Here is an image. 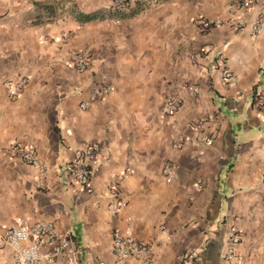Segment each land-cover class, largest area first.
<instances>
[{
	"label": "crops",
	"instance_id": "obj_1",
	"mask_svg": "<svg viewBox=\"0 0 264 264\" xmlns=\"http://www.w3.org/2000/svg\"><path fill=\"white\" fill-rule=\"evenodd\" d=\"M241 1L0 0V264H20L2 243L18 217L54 223L94 263L142 264L116 253L121 230L152 245V264H264V107L254 102L264 31L235 26L256 19L264 0ZM200 17L222 23L201 33ZM78 51L91 57L86 71ZM220 53L234 87L213 67ZM102 75L112 91L93 98ZM20 76L29 83L14 98L7 82ZM171 95L183 105L168 116ZM14 142L33 145L38 164L7 153ZM95 142L92 191H73L66 165ZM167 161L178 165L172 182ZM127 166L126 206L114 215L109 189ZM232 228L241 262L226 258Z\"/></svg>",
	"mask_w": 264,
	"mask_h": 264
},
{
	"label": "built area",
	"instance_id": "obj_2",
	"mask_svg": "<svg viewBox=\"0 0 264 264\" xmlns=\"http://www.w3.org/2000/svg\"><path fill=\"white\" fill-rule=\"evenodd\" d=\"M128 1L137 0H114L116 8H122ZM252 0H243L237 4V7L249 9L252 7ZM119 21V20H117ZM221 20H210L204 17L198 19L197 25L201 33H205L216 25H220ZM235 26L239 29L249 28L252 37L258 36L264 31V11L260 12L256 19L250 24L242 20H237ZM206 51V50H205ZM76 67L79 71H86L91 65V57L85 51H78L75 55ZM213 67L221 70L222 81L229 86H236L237 80L232 71L227 67L226 57L220 53L213 61ZM107 76L102 75L96 82L93 89V98L105 97L112 91L107 84ZM29 83L27 76H20L17 79L9 80L7 87L12 97L17 98ZM254 102L259 107H264V88L257 90L254 94ZM183 105L182 98L178 96H168L165 99L163 113L168 116L175 115ZM86 107V104H82ZM210 117H204L196 123L197 128L201 129L209 121ZM182 138L177 139L176 145L180 146ZM6 152L17 157L24 163L36 165L38 159L33 145L23 143H11L5 148ZM100 144L91 143L84 147L77 148L72 158L66 165L67 184L77 191V189L92 191V173L97 163ZM133 167L127 166L119 172L113 179L109 189L111 197V212L116 215L126 206L121 192V183L133 174ZM178 171V165L167 161L165 162L162 173L166 182H172ZM264 181V171L262 175ZM241 239V233L238 229L232 228L228 234L226 246V258L241 262L243 256L238 253V244ZM113 245L116 253L122 259L136 258L142 264H152L154 260L153 247L150 243L137 239L130 231L123 232L116 230L114 232ZM3 244L11 246L20 264H47L54 262L60 257H64L66 264H116L99 262L94 263L91 260H83L79 256V249L73 243L68 234L62 235L55 231L54 223L48 221L32 222L26 217H18L14 225L10 226L2 240Z\"/></svg>",
	"mask_w": 264,
	"mask_h": 264
}]
</instances>
